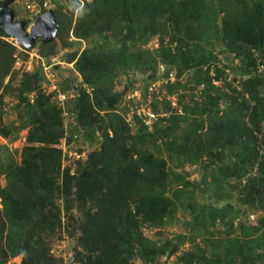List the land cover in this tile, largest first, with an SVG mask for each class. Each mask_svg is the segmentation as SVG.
Here are the masks:
<instances>
[{"label": "trees", "instance_id": "obj_1", "mask_svg": "<svg viewBox=\"0 0 264 264\" xmlns=\"http://www.w3.org/2000/svg\"><path fill=\"white\" fill-rule=\"evenodd\" d=\"M72 5L77 7L74 1ZM63 6L55 9L57 19ZM20 21L26 27L32 22ZM73 33L79 39L98 33L104 45L89 47L78 57L82 81L76 87L69 82V89L76 90L72 98L60 106L53 99L56 92L39 93L43 81H48L42 69L26 74L17 88L15 108L21 120L17 128L30 130L21 161L0 165V176L6 178L5 186L0 182V264L18 255H22L20 264H55L44 238L62 224L58 198L65 200L67 211L74 202L81 205V264H132L135 256L155 264L160 255L173 256L184 240L154 241L143 235L142 227L172 224L178 209L189 210L205 230L218 219L230 226L233 189L240 205L264 210V137L260 138L264 135V70L260 68L264 67V0H95L78 11ZM2 35L0 83L10 72L16 51ZM153 37L158 47L143 49ZM219 43L220 53L240 60L238 73L245 77L242 89L225 81L235 95L215 84L228 68L218 66L215 45ZM44 46V55H53V47ZM159 64L168 67L162 77L167 79L169 95L202 88V100L186 103L180 94L179 110L166 98L162 112L155 105L153 111L168 116H158L148 130L134 114L141 127L133 134L115 110L120 100V93L113 91L115 79L133 69L150 71L149 77L156 78ZM185 73L187 81L182 79ZM32 92H37L33 101ZM64 108L70 119L68 129ZM3 113L1 106L0 122ZM0 131L4 137L11 134L8 127ZM63 139L69 146L87 142L93 147L96 141L101 147L90 152L73 173L62 165L63 150L57 146ZM164 151L177 161L176 168L205 158L201 184L213 185L220 191L218 201L228 205L216 203L208 211L194 208L200 182L168 170ZM209 171L212 181L206 182ZM247 176L244 189L232 185ZM226 185L230 191H224ZM261 228L254 226L251 236L248 233L243 239L231 238L230 252L223 258L219 253L194 251L179 260L182 264H264Z\"/></svg>", "mask_w": 264, "mask_h": 264}, {"label": "rangeland", "instance_id": "obj_2", "mask_svg": "<svg viewBox=\"0 0 264 264\" xmlns=\"http://www.w3.org/2000/svg\"><path fill=\"white\" fill-rule=\"evenodd\" d=\"M8 1L9 0H0V29L4 31V35H2L1 32L0 35H2L5 41L13 43L16 47V51L13 66L10 72L4 76L3 82L0 83V101H2L0 107L2 106L4 112L2 122H0V128L2 126L8 127L11 131V134L8 137H4L0 131V165L6 164L12 160L20 162L22 148L27 144L26 139L30 127L21 129L17 128L19 124H21V120L20 114L15 108L18 103L16 98L17 88L20 87L26 74H34L38 69H42L45 72L46 77L48 75L52 82H56L59 91L65 92L69 98H72L76 94V90L72 91L69 89V82L73 81L74 86L76 87V85L80 86L82 81V76L77 66L78 57L89 47L98 46L102 48L104 45L103 39L98 33H94L88 38L79 39L76 37L73 33V28L77 20L78 9L80 10L81 7L74 8L72 3H67L63 4L64 8L62 7V10L59 12L60 19H57L56 17L59 28L53 40L46 43L44 41L45 37L42 34H37L39 36L36 38L33 46L27 47L23 43H20V38H17L15 34L11 33L10 29H6L4 26L6 20L11 16L10 12H13L14 10L13 20L15 23L21 22V19L29 20V14L25 10L23 4L25 0H16V2L13 3ZM52 1L54 2V5H52L48 11H53L55 13V9L61 5V3L59 0ZM93 1L95 2V0H92V2ZM39 17L40 15L35 18V24ZM27 31L30 33L28 28ZM44 45H47L48 48L51 46L53 47V55H44L43 49L46 48ZM158 45L159 42L157 37H153L148 41L147 45L141 47L143 49L152 50L158 47ZM219 49L220 43L215 45V53H218L220 59L218 66L222 69L224 67L228 68H226L222 80L215 81V84L218 87H221L222 90L227 91L229 95H235L236 93H233V91L225 84V81L231 83L232 87H235L239 91L242 89L241 82L245 77L238 73L240 60L236 59L233 54L228 55L220 53ZM157 68L156 78L149 77L150 71L142 72L139 69H133L129 73H120L115 79L113 91L120 93V100L117 103L115 110L121 113L125 119L131 118V121H134L132 122V125H130L133 134L137 132V128L141 127L139 123L135 122L134 114L142 115V118L140 117V119L143 121V124L148 127V130H151L152 127H150V124L155 121V118H149L148 113H153L157 118L159 115L155 114L153 106H157L159 111L162 112L164 106L163 101L166 98L172 102L173 107L179 108V110H181V107L178 105L180 94L185 95L184 100L186 103L193 104V99L202 100L199 96L202 88H197L194 93L180 90V94L169 95L165 86L167 79L162 77L168 71V67L159 64ZM260 68L261 70H264L263 66H260ZM171 73L173 77H171V79L174 80L175 70H172ZM211 73L212 75H215L213 67ZM182 79L183 81L189 80L188 73H185ZM44 83H46V81H43L41 85L42 88H40L41 92L39 93L47 95V93H50L48 87H46L49 86V84ZM86 86L88 85H82V87ZM89 91H92V89H89ZM36 93L37 92H35L33 99H35L37 95ZM220 105L222 108H225L226 106L224 101H221ZM104 113L105 112H102V114ZM160 115L163 117L168 116L163 113H160ZM63 121L65 124L64 127L68 129V125L70 124L68 116H65ZM145 123H149V125H146ZM14 128H17V130ZM97 135L101 136V131L97 132ZM263 137L264 135H260V138ZM78 143H72L71 146L67 144L65 146L64 143H59L57 147L60 148L62 144L63 148L66 150V154L70 155L71 150L74 149L76 145L80 146V143ZM94 143L96 144L93 147L90 146L91 152L94 149H100L101 147L96 141ZM82 145H84V143H82ZM163 157L168 159V170L173 173H181L182 175H185L186 179L190 182H200V185L196 184V191L192 200L195 204L194 208H205L208 211L213 208L216 203H219V205H228V203L226 204L218 201V193H220V191L215 190L213 185L207 186L201 184L205 178L203 175L206 162L205 158L197 163L189 162L184 167L176 168L177 161L169 159L166 151H164ZM87 160V157L78 161L67 158L64 161L62 160V165L64 167H69L72 172L76 173L80 165L79 163H84ZM224 161L227 162L228 159L225 157ZM212 174L213 173L210 171L207 173L206 182L212 181ZM256 174L257 169H254L253 176ZM248 178L249 177L247 176L243 179H238L236 181L233 180L231 183L232 185L234 184L235 186H238L239 189H242ZM0 182L2 186L6 185V178L4 175L0 176ZM227 190H231L229 185L224 187V191ZM237 192L236 189L230 191V193L233 194L232 205L235 207V210L229 215L230 218L227 219L231 223L230 226H228L226 222H222V220L218 219L216 224H209L206 230L202 229L196 224L190 211H184L183 209H178L172 224L167 223L160 228L144 225L142 227L143 235L151 240L162 242L169 240L175 243L184 240L173 256L168 253L164 256L160 255L155 264H182L179 259L194 251H204L207 255H210L212 252L219 253L220 257L223 258L230 252V249L227 246L229 245L231 238L243 239L248 233H250L249 236H251V230L254 226H262L263 228H261L259 233L264 232V210L257 209L256 206L250 208L249 205H240L237 200L239 196L236 194ZM245 192L247 191L245 190ZM57 202L62 208V224L53 234H49V236L45 235L44 241L50 249V254L52 255L51 258L54 259L55 264H81L78 259V253H84L80 244L82 231L81 228H79V224L83 218L81 205L74 202L73 208L70 211H67L66 209H63L65 204L64 199L58 198ZM0 207H2L1 198ZM75 219L77 220L75 221ZM191 237H194V241L189 240ZM21 261L22 255H18L12 257L7 264H20ZM130 262L132 264H146L140 257L136 256L133 257Z\"/></svg>", "mask_w": 264, "mask_h": 264}, {"label": "built area", "instance_id": "obj_3", "mask_svg": "<svg viewBox=\"0 0 264 264\" xmlns=\"http://www.w3.org/2000/svg\"><path fill=\"white\" fill-rule=\"evenodd\" d=\"M60 3L62 4H67V3H72L74 1V3H76L78 5V7H83L86 3H90L92 2V0H59ZM24 7L29 11V19H31L32 21L35 20V18L41 14L42 12H44L45 10L49 9L52 5H54V2L52 0H44L43 4L39 1V0H25V2L23 3ZM45 8V10H43ZM53 66V65H52ZM51 66V67H52ZM46 70V68H45ZM48 81L44 84H49L48 87V91L50 93L52 92H57L54 96L53 99L56 100L57 104H59L60 106H62L64 104V102L68 99V95L65 92L59 91L58 90V86L56 84V82H52L50 76L47 75ZM173 78V77H172ZM50 88V89H49ZM46 91V90H45ZM34 94L35 93H31L30 97L32 98V101L34 100ZM156 114V113H155ZM149 118H155V121H157L158 117L156 118L155 115L153 113H148ZM63 116H68V113L65 111L64 108V113ZM140 116V114H139ZM142 118V115L140 116ZM147 117V116H145ZM69 118V116H68ZM128 122H131V118L127 119ZM154 121V122H155ZM152 122L150 124V127L152 126V124L154 123ZM146 125H149V123H145ZM61 143L66 146V139H63L61 141ZM61 144L60 148L63 150V161L65 159H72V160H81L84 159V157L89 156L91 149H90V145L85 142L84 145L80 144L79 148L76 145V147H74V149L71 150L70 155L66 154V150L65 148H63V145ZM68 145V144H67ZM71 146V145H70ZM82 148V149H81ZM74 173V172H73Z\"/></svg>", "mask_w": 264, "mask_h": 264}, {"label": "water", "instance_id": "obj_4", "mask_svg": "<svg viewBox=\"0 0 264 264\" xmlns=\"http://www.w3.org/2000/svg\"><path fill=\"white\" fill-rule=\"evenodd\" d=\"M15 0H9L8 2L13 3ZM7 2V4H8ZM11 16L4 23L6 29H10L12 34H15L17 38H20L21 42L27 47L33 46L36 38L42 34L45 38L46 43L51 42L57 33L59 28L55 13L53 11H47L43 13L35 25L30 27V33L26 29V23L24 21L15 23L14 11L10 12ZM1 23V22H0ZM39 34V35H37ZM49 37V38H48ZM51 37V38H50Z\"/></svg>", "mask_w": 264, "mask_h": 264}, {"label": "clouds", "instance_id": "obj_5", "mask_svg": "<svg viewBox=\"0 0 264 264\" xmlns=\"http://www.w3.org/2000/svg\"><path fill=\"white\" fill-rule=\"evenodd\" d=\"M90 3H91V2H90ZM61 4H62V3H61ZM76 6L78 7L77 4H76ZM83 7H84V6H83ZM81 8H82V7H81ZM81 8H80V9H81ZM49 9H50V8H49ZM49 9L45 10L44 12H42V13L39 14V15L41 16L43 13L47 12ZM78 11H79V9H78ZM34 21H35V20H33V21L28 25L29 27H28V26L26 27V29L28 28V30H30V27H31L32 25H35ZM34 93H35V92H34ZM158 115L161 116L160 114H158ZM126 121H127V119H126ZM132 122H134V121H131V122H128V121H127V123L129 124V126L132 125ZM135 122H136V121H135ZM152 125H153V124H152ZM151 127H152V126H151Z\"/></svg>", "mask_w": 264, "mask_h": 264}]
</instances>
